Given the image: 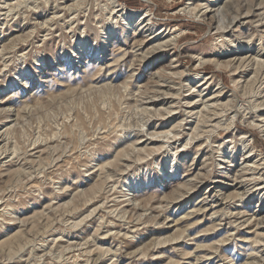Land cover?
<instances>
[{
    "label": "rangeland",
    "instance_id": "1",
    "mask_svg": "<svg viewBox=\"0 0 264 264\" xmlns=\"http://www.w3.org/2000/svg\"><path fill=\"white\" fill-rule=\"evenodd\" d=\"M137 1L0 0V264H264V0Z\"/></svg>",
    "mask_w": 264,
    "mask_h": 264
},
{
    "label": "bare ground",
    "instance_id": "2",
    "mask_svg": "<svg viewBox=\"0 0 264 264\" xmlns=\"http://www.w3.org/2000/svg\"><path fill=\"white\" fill-rule=\"evenodd\" d=\"M13 2V1H12ZM8 3V2H7ZM33 3V2H32ZM35 3V2H34ZM112 3L114 5V7L116 9H114V14H116L120 20L122 19L125 24L127 25V28H130L132 26H134L135 24H143L146 27H154L153 25V21H152V15L151 12L147 9L141 10V9H133L130 8L126 5H123L119 2V0H112ZM10 4V3H9ZM8 4V5H9ZM202 6V5H201ZM73 10V9H72ZM118 13V14H117ZM78 16V15H77ZM117 18V17H116ZM116 20V19H115ZM113 21V20H112ZM234 21V20H233ZM117 24L116 22L113 23V26L115 27ZM178 29V28H177ZM161 32H165L164 29L161 30ZM171 37V36H170ZM107 39V38H106ZM170 41L172 42V44H177V41H179V38H177V35L172 36V38L170 39ZM224 43V42H223ZM224 45V44H223ZM245 57V56H244ZM251 58V57H250ZM235 60V59H234ZM238 60V59H237ZM242 60V59H241ZM244 60V59H243ZM207 59H204L203 57H201L200 59V64L203 62H206ZM240 61V59H239ZM199 62V61H198ZM238 62V61H237ZM229 66V65H228ZM230 67V66H229ZM19 77V76H17ZM235 111V110H234ZM238 112V111H237ZM236 113L234 114L233 117H236ZM209 119V118H208ZM212 120V119H211ZM264 121V120H263ZM262 121V122H263ZM223 125V124H222ZM230 123H227L226 127H230ZM264 126V125H262ZM200 130V129H199ZM6 131V130H5ZM264 131V129H263ZM249 138H247L246 135H244L242 137V146L244 149H247V151H249V153L252 155L254 152V149L252 148L250 141H248ZM166 145V144H165ZM234 150V149H233ZM177 152V151H176ZM15 154V153H14ZM175 158V157H174ZM247 160V159H246ZM264 164V163H263ZM255 183V182H254ZM264 194L261 195V199L263 198ZM144 221V220H143Z\"/></svg>",
    "mask_w": 264,
    "mask_h": 264
},
{
    "label": "crops",
    "instance_id": "3",
    "mask_svg": "<svg viewBox=\"0 0 264 264\" xmlns=\"http://www.w3.org/2000/svg\"><path fill=\"white\" fill-rule=\"evenodd\" d=\"M128 2H129V4L131 5V6H138L139 4H138V1L137 0H127Z\"/></svg>",
    "mask_w": 264,
    "mask_h": 264
},
{
    "label": "trees",
    "instance_id": "4",
    "mask_svg": "<svg viewBox=\"0 0 264 264\" xmlns=\"http://www.w3.org/2000/svg\"><path fill=\"white\" fill-rule=\"evenodd\" d=\"M128 7L136 8L135 6H131L129 3H127Z\"/></svg>",
    "mask_w": 264,
    "mask_h": 264
}]
</instances>
